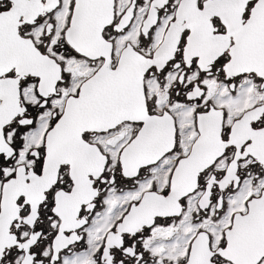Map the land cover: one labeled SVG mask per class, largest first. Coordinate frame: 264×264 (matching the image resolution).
<instances>
[{"label": "snow or ice", "instance_id": "6c2138e0", "mask_svg": "<svg viewBox=\"0 0 264 264\" xmlns=\"http://www.w3.org/2000/svg\"><path fill=\"white\" fill-rule=\"evenodd\" d=\"M0 264H264V0H0Z\"/></svg>", "mask_w": 264, "mask_h": 264}]
</instances>
